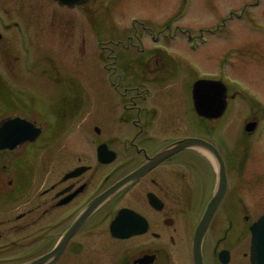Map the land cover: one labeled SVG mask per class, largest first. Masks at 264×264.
<instances>
[{"label": "flooded vegetation", "instance_id": "af4514ba", "mask_svg": "<svg viewBox=\"0 0 264 264\" xmlns=\"http://www.w3.org/2000/svg\"><path fill=\"white\" fill-rule=\"evenodd\" d=\"M9 23L0 21V127L21 119L41 134L0 149V264H196V232L220 175L209 151L170 150L190 137L215 146L227 174L202 240L204 264H250L251 226L262 213L256 176L242 165L247 150L223 134V117H200L195 127L174 116L166 85L173 61L159 49L128 57L139 45L115 41L118 53L106 58L118 65L106 69L118 79L117 101L96 112L72 71L56 69L52 86L31 84L25 29ZM19 133L13 127L3 138Z\"/></svg>", "mask_w": 264, "mask_h": 264}, {"label": "rangeland", "instance_id": "374dc122", "mask_svg": "<svg viewBox=\"0 0 264 264\" xmlns=\"http://www.w3.org/2000/svg\"><path fill=\"white\" fill-rule=\"evenodd\" d=\"M0 6L5 13H19L14 17L25 29L27 57L36 74L31 84L52 86L50 76L56 69L72 71L92 92L96 112L117 101L101 59V48L109 54V41L115 37H136L134 41L142 45L138 38L144 33L147 48L166 51L175 60L177 72L167 83V97L174 116L192 126L198 127L200 117L191 105V85L200 78H223L238 94L223 117L230 120L228 137L242 142L243 121L251 108L262 117L242 165L258 178L254 198L263 196L254 207L257 214L264 211V0H91L85 8L92 10L94 26L85 14L53 0H0ZM162 30L173 37L166 40ZM19 33L15 30L9 36L15 39ZM43 69L48 75L44 78Z\"/></svg>", "mask_w": 264, "mask_h": 264}, {"label": "water", "instance_id": "95a60500", "mask_svg": "<svg viewBox=\"0 0 264 264\" xmlns=\"http://www.w3.org/2000/svg\"><path fill=\"white\" fill-rule=\"evenodd\" d=\"M59 1L63 4H69V5H74L76 3L82 2V0H59ZM225 92H226L225 87L221 82L209 81V80L198 81L194 87V97L198 111L202 115L208 117L209 116L214 117L217 115L220 116L225 107V102L223 100ZM212 108L216 110L210 115L209 110H211ZM215 112L217 113L215 114ZM8 127H10V125L6 123L3 128H8ZM192 144H200L216 152L215 148H213L211 145L207 144L206 142L200 140H190V141L188 140L185 141L184 143L182 142L180 145L176 147V149H182ZM217 156L220 158L219 154H217ZM222 172L225 179V172L223 165H222ZM225 186L226 183L224 181V185L219 195L213 199V201L210 203L208 207L205 218L203 219L199 228V233L201 236L203 235L212 217V214L214 213L216 206L225 191ZM252 231H253V241H252L251 262L252 264H264V215L253 225ZM196 260H197V264H203L202 256L200 252V244H198L197 246Z\"/></svg>", "mask_w": 264, "mask_h": 264}]
</instances>
